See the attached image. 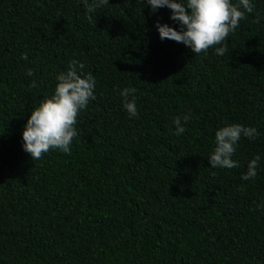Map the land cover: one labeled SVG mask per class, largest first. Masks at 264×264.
<instances>
[{
  "label": "trees",
  "instance_id": "obj_1",
  "mask_svg": "<svg viewBox=\"0 0 264 264\" xmlns=\"http://www.w3.org/2000/svg\"><path fill=\"white\" fill-rule=\"evenodd\" d=\"M250 2L218 56L161 40L156 22L180 26L147 0L92 14L83 0H0V264H264V0ZM73 59L95 98L70 154L32 160L24 125ZM234 123L259 136L238 142L239 167L214 169L215 132Z\"/></svg>",
  "mask_w": 264,
  "mask_h": 264
},
{
  "label": "clouds",
  "instance_id": "obj_2",
  "mask_svg": "<svg viewBox=\"0 0 264 264\" xmlns=\"http://www.w3.org/2000/svg\"><path fill=\"white\" fill-rule=\"evenodd\" d=\"M88 14L95 13L98 8L109 4V0H83ZM151 11L155 13L159 8L167 7L171 10L170 19L179 24V30L168 24L156 22L161 40L169 39L182 43L199 55L215 48L218 56L228 53V37L239 27L245 13L253 11L250 0H147ZM89 20L92 16H88ZM27 60V54L22 56ZM85 64L78 60H71L65 72L57 75V84L53 95L45 98L36 107L24 125L22 133L23 150L32 160H40L50 150H60L70 154L71 144L78 136L77 123L81 110L87 108L90 99H94L95 78L89 72L85 74ZM33 76V70L26 73ZM30 87H38L32 81ZM135 88H124L120 95L124 98L123 106L130 117L138 115L135 103ZM132 99H129V97ZM191 119L190 114L174 119L176 134L185 132L184 124ZM183 121V123H182ZM259 136L257 128L234 123L219 128L215 132L216 147L208 161L210 167L232 169L239 167L232 157L236 152L238 142L242 137L255 139ZM260 156H255L248 164L247 173L242 176L245 181L254 180L257 175Z\"/></svg>",
  "mask_w": 264,
  "mask_h": 264
}]
</instances>
